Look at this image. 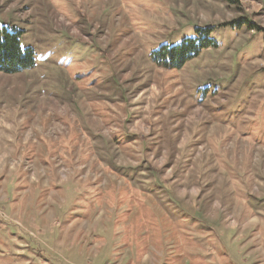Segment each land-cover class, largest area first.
Instances as JSON below:
<instances>
[{"label": "rangeland", "instance_id": "rangeland-1", "mask_svg": "<svg viewBox=\"0 0 264 264\" xmlns=\"http://www.w3.org/2000/svg\"><path fill=\"white\" fill-rule=\"evenodd\" d=\"M0 264H264V0H0ZM209 28L179 69L153 60Z\"/></svg>", "mask_w": 264, "mask_h": 264}, {"label": "trees", "instance_id": "trees-1", "mask_svg": "<svg viewBox=\"0 0 264 264\" xmlns=\"http://www.w3.org/2000/svg\"><path fill=\"white\" fill-rule=\"evenodd\" d=\"M233 4V0H226ZM209 28H197L196 36L185 39L178 46L162 47L152 53L153 60L166 69H179L187 61L197 57L203 50L215 47L209 38ZM21 32L0 24V73L14 75L34 67L35 55L31 48H22L19 43Z\"/></svg>", "mask_w": 264, "mask_h": 264}]
</instances>
